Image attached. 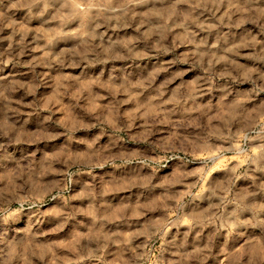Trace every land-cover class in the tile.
<instances>
[{
  "label": "clouds",
  "instance_id": "clouds-1",
  "mask_svg": "<svg viewBox=\"0 0 264 264\" xmlns=\"http://www.w3.org/2000/svg\"><path fill=\"white\" fill-rule=\"evenodd\" d=\"M0 264H264V0H0Z\"/></svg>",
  "mask_w": 264,
  "mask_h": 264
}]
</instances>
